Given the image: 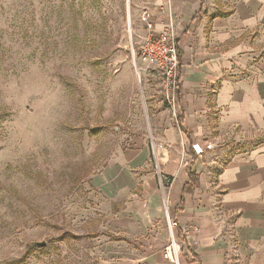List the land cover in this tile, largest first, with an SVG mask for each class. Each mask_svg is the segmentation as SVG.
<instances>
[{
    "label": "rangeland",
    "instance_id": "obj_1",
    "mask_svg": "<svg viewBox=\"0 0 264 264\" xmlns=\"http://www.w3.org/2000/svg\"><path fill=\"white\" fill-rule=\"evenodd\" d=\"M136 1L0 0V264H137L154 252L140 185L123 202L90 186L128 165L137 142L147 157L131 174L156 173L148 94L159 86L142 74Z\"/></svg>",
    "mask_w": 264,
    "mask_h": 264
},
{
    "label": "crops",
    "instance_id": "obj_2",
    "mask_svg": "<svg viewBox=\"0 0 264 264\" xmlns=\"http://www.w3.org/2000/svg\"><path fill=\"white\" fill-rule=\"evenodd\" d=\"M136 4L140 14H150L155 31L167 23L175 28L181 72L176 116L163 101L158 72L144 66V77L159 86L148 94L156 115L151 137L164 145L159 171L135 180L129 169L147 157L137 142L128 165L114 161L90 186L123 202L140 185V218L145 226L156 222L158 230L154 252L136 263L264 264V0ZM196 142L212 147L195 155ZM164 200L169 218L199 231L183 238L169 228ZM170 241L179 247L176 263L164 257Z\"/></svg>",
    "mask_w": 264,
    "mask_h": 264
},
{
    "label": "built area",
    "instance_id": "obj_3",
    "mask_svg": "<svg viewBox=\"0 0 264 264\" xmlns=\"http://www.w3.org/2000/svg\"><path fill=\"white\" fill-rule=\"evenodd\" d=\"M140 20L146 30V34L138 43L137 51L147 61V68H152L158 72L163 101L175 117L181 78L175 28L171 23H167L162 30L155 31L153 21L147 11L141 12ZM149 143L154 165L156 170L159 171L160 151L164 148V145L156 143L152 137ZM211 147L212 144L209 142L204 143V145L199 142L191 143V150L195 155H201ZM163 208L168 219L169 228H178L183 238L190 232L197 233L199 231L196 226H180L177 220L169 218L168 206L165 200L163 201ZM191 243L195 245L197 241L194 240ZM178 249V245L170 241L165 247L164 257L176 263L178 261Z\"/></svg>",
    "mask_w": 264,
    "mask_h": 264
},
{
    "label": "water",
    "instance_id": "obj_4",
    "mask_svg": "<svg viewBox=\"0 0 264 264\" xmlns=\"http://www.w3.org/2000/svg\"><path fill=\"white\" fill-rule=\"evenodd\" d=\"M45 243H41V245L43 246Z\"/></svg>",
    "mask_w": 264,
    "mask_h": 264
}]
</instances>
